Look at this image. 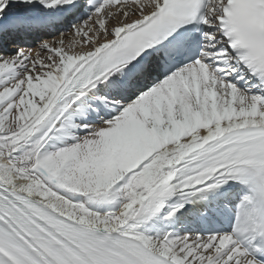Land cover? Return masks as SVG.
Masks as SVG:
<instances>
[{"label": "snow or ice", "instance_id": "6c2138e0", "mask_svg": "<svg viewBox=\"0 0 264 264\" xmlns=\"http://www.w3.org/2000/svg\"><path fill=\"white\" fill-rule=\"evenodd\" d=\"M0 264H264V0H0Z\"/></svg>", "mask_w": 264, "mask_h": 264}, {"label": "rangeland", "instance_id": "374dc122", "mask_svg": "<svg viewBox=\"0 0 264 264\" xmlns=\"http://www.w3.org/2000/svg\"><path fill=\"white\" fill-rule=\"evenodd\" d=\"M66 39H67V41L71 42V41H73L74 37H73L71 34H69V35L66 37Z\"/></svg>", "mask_w": 264, "mask_h": 264}]
</instances>
